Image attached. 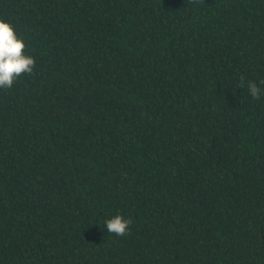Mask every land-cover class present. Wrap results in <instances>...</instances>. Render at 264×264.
<instances>
[{"label": "trees", "instance_id": "obj_1", "mask_svg": "<svg viewBox=\"0 0 264 264\" xmlns=\"http://www.w3.org/2000/svg\"><path fill=\"white\" fill-rule=\"evenodd\" d=\"M0 18L35 59L0 89V264H264V0Z\"/></svg>", "mask_w": 264, "mask_h": 264}, {"label": "clouds", "instance_id": "obj_2", "mask_svg": "<svg viewBox=\"0 0 264 264\" xmlns=\"http://www.w3.org/2000/svg\"><path fill=\"white\" fill-rule=\"evenodd\" d=\"M25 47L24 38L17 34L13 24L0 18V89L10 88L22 74L33 71L35 59L24 51ZM246 86L252 98H260L261 88L257 83L249 81ZM130 224V219L116 214L104 221V228L108 233L124 236Z\"/></svg>", "mask_w": 264, "mask_h": 264}]
</instances>
